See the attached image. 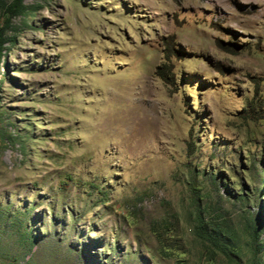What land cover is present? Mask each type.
Instances as JSON below:
<instances>
[{"label": "rangeland", "instance_id": "1", "mask_svg": "<svg viewBox=\"0 0 264 264\" xmlns=\"http://www.w3.org/2000/svg\"><path fill=\"white\" fill-rule=\"evenodd\" d=\"M13 1L0 264H264V0Z\"/></svg>", "mask_w": 264, "mask_h": 264}, {"label": "trees", "instance_id": "2", "mask_svg": "<svg viewBox=\"0 0 264 264\" xmlns=\"http://www.w3.org/2000/svg\"><path fill=\"white\" fill-rule=\"evenodd\" d=\"M34 9L24 4V0H14L11 4L7 6V11L9 14H26L32 12ZM6 41V38L4 36V32L2 29H0V55L2 54L3 45ZM159 68V67H158ZM161 75H165L168 73V70L163 67L160 69ZM198 227V235L201 239H203L206 242H213L215 241V236L207 231V229L203 225H199Z\"/></svg>", "mask_w": 264, "mask_h": 264}]
</instances>
